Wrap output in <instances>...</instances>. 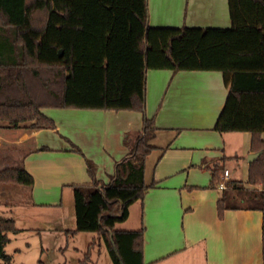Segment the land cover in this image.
<instances>
[{
    "label": "trees",
    "instance_id": "1",
    "mask_svg": "<svg viewBox=\"0 0 264 264\" xmlns=\"http://www.w3.org/2000/svg\"><path fill=\"white\" fill-rule=\"evenodd\" d=\"M228 1L232 26L221 28L151 26L148 0H0V121L56 129L42 112L48 107L144 113L134 141L125 137L130 151L110 181L99 180L88 160L91 183L74 185L76 227L67 234L94 233L80 264H95L92 251L103 243L114 264H145L146 227L117 224L153 185L145 178L157 130L145 114L149 69L223 72L229 92L215 130L251 132L253 150L262 153L250 164L254 188L227 181L219 214L241 208L264 214V0ZM212 172L215 186L224 171ZM3 183L32 186L34 177L6 168ZM20 230L14 218L0 217V264H14L6 245Z\"/></svg>",
    "mask_w": 264,
    "mask_h": 264
},
{
    "label": "crops",
    "instance_id": "2",
    "mask_svg": "<svg viewBox=\"0 0 264 264\" xmlns=\"http://www.w3.org/2000/svg\"><path fill=\"white\" fill-rule=\"evenodd\" d=\"M148 3L151 26H232L228 0ZM228 92L224 74L218 70L147 72L145 114L154 120L157 130L145 178L153 185L143 200L131 205L127 220L117 224L126 230L146 227L145 264H264L263 212L228 209L220 216L218 202L225 189H220L221 181L211 184L213 169L220 168L230 171L227 181L254 188L249 183L248 160L255 152L253 134L215 130ZM42 112L55 121L56 129H31L29 124L14 127L0 121V170L24 168L34 177L32 186L18 187L31 195L33 203L25 208L16 204L19 212L11 218L21 229L17 234L25 229L46 231L18 224L20 218L31 223L41 218L56 225L48 230L67 236L76 227L74 185L92 181L88 160L95 164L96 177L109 182L117 163L130 151L126 133L143 129L144 113L52 107L42 108ZM9 185L3 183L0 194ZM65 202L74 204L73 215L71 209H65ZM68 211L71 219L65 224L61 217ZM91 234L86 250L94 238ZM68 236L74 241L80 233ZM74 248L80 250L77 245ZM41 258L46 264L43 254Z\"/></svg>",
    "mask_w": 264,
    "mask_h": 264
},
{
    "label": "rangeland",
    "instance_id": "3",
    "mask_svg": "<svg viewBox=\"0 0 264 264\" xmlns=\"http://www.w3.org/2000/svg\"><path fill=\"white\" fill-rule=\"evenodd\" d=\"M126 136H128L129 140L134 141L135 132H127ZM1 186L2 184H0V187ZM7 187L9 190L6 191V193L0 194V217L11 218L13 214H18L19 212L17 207H15L16 204H21V206L25 208L29 204L31 206L33 200L30 198V194L27 195L26 191L18 188L27 187V185L10 184ZM73 205L72 202H70V204L65 202V209H71L72 215ZM13 207H15L13 209L14 212L12 211ZM30 217L36 218L34 215ZM70 219L71 214L69 211L67 213L65 212L61 217V220L65 224H69ZM72 219H75L74 216ZM18 224L19 226L27 228H30L29 226H35L46 231L25 229V231L20 234H11V242L7 244L6 248L8 252H11L14 256V264H39L42 259V254L43 259L46 260V264H80V260L84 258V253L87 251V245L91 240L90 237L93 236L91 232H80V236H76L73 241L71 236H66L64 233L59 235V233L48 230L54 228L56 225L54 224V226H52L53 221L43 222L41 218H37L36 221H32V223L27 221L26 218H20ZM67 243L70 245L66 249ZM74 244L79 246L80 250H76ZM48 246L49 249L46 250ZM59 246H63V250H60ZM18 248H22V251H17ZM92 259L95 264H114L105 243L93 249Z\"/></svg>",
    "mask_w": 264,
    "mask_h": 264
},
{
    "label": "built area",
    "instance_id": "4",
    "mask_svg": "<svg viewBox=\"0 0 264 264\" xmlns=\"http://www.w3.org/2000/svg\"><path fill=\"white\" fill-rule=\"evenodd\" d=\"M229 175H230V171L228 169H225L224 173L222 175V180L220 183V189L224 190L227 188V180L229 178Z\"/></svg>",
    "mask_w": 264,
    "mask_h": 264
},
{
    "label": "water",
    "instance_id": "5",
    "mask_svg": "<svg viewBox=\"0 0 264 264\" xmlns=\"http://www.w3.org/2000/svg\"><path fill=\"white\" fill-rule=\"evenodd\" d=\"M62 53H63V51L61 50V51H60V55H62ZM261 153H262L261 151L251 153V154L249 155V159H248L249 162H250V163L253 162L256 158H258V157L260 156Z\"/></svg>",
    "mask_w": 264,
    "mask_h": 264
}]
</instances>
